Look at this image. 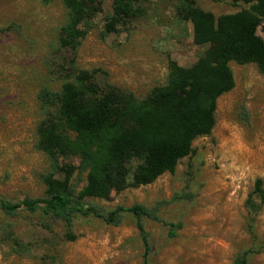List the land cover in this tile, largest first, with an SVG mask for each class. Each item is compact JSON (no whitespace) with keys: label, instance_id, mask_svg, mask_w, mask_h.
Segmentation results:
<instances>
[{"label":"rangeland","instance_id":"374dc122","mask_svg":"<svg viewBox=\"0 0 264 264\" xmlns=\"http://www.w3.org/2000/svg\"><path fill=\"white\" fill-rule=\"evenodd\" d=\"M195 1L215 16L245 7L231 0ZM137 6L140 13L107 33L113 0H102L72 51L58 42L67 20L63 0H0V198L44 197L49 162L36 147L44 116L41 88L59 89L80 68L93 71L102 87L111 84L142 98L166 82L169 60L188 67L209 47L193 42L191 22L176 16V0H137ZM257 34L264 40L260 28ZM230 67L235 84L217 99L212 131L192 142L193 153L173 174L112 191L108 199H86L104 213L134 204L155 210L159 221L141 219L150 246L146 264H232L248 249L250 264H264V205L257 212L246 206L256 178L264 188V75L253 63ZM61 161L76 166L79 160L65 155ZM84 182L85 174L76 171V190ZM72 231L75 239L67 241L63 222L40 210L13 216L0 211V264H144L130 212L120 213L118 225L78 213Z\"/></svg>","mask_w":264,"mask_h":264},{"label":"trees","instance_id":"16d2710c","mask_svg":"<svg viewBox=\"0 0 264 264\" xmlns=\"http://www.w3.org/2000/svg\"><path fill=\"white\" fill-rule=\"evenodd\" d=\"M176 1V16L192 24L193 42L209 47L188 67L169 60L166 82L142 98L111 84L102 87L93 71L80 68H74L59 89L41 88L37 98L44 116L37 123L36 147L49 162V170L42 176L45 194L18 202L0 198L2 213L13 216L21 209L40 210L60 219L66 240L72 241L76 214H92L118 225L120 213L130 212L136 219L146 264L150 246L141 219L159 221L155 210L134 204L104 213L100 207L86 204V199H108L112 191L149 184L166 172L173 174L178 162L193 153L192 142L212 131L217 99L235 84L230 62L253 63L264 75V40L257 34L259 28L264 33V0H231L245 7L219 16L202 9L195 0ZM136 2L113 0L105 32L115 31L117 24L140 13ZM101 3L63 0L67 20L58 36L61 47L76 50L87 32L86 21L101 10ZM65 155L77 157L78 164L61 161ZM76 171L78 176L85 174L79 190L72 183ZM263 205V181L258 177L246 206L257 212ZM169 234H175L173 225ZM250 252H240L232 264H250Z\"/></svg>","mask_w":264,"mask_h":264}]
</instances>
